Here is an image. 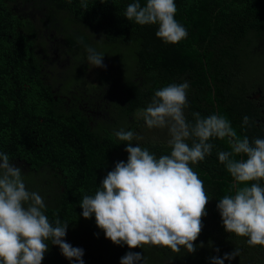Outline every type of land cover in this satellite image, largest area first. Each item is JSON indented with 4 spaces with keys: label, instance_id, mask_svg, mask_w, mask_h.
<instances>
[{
    "label": "trees",
    "instance_id": "trees-1",
    "mask_svg": "<svg viewBox=\"0 0 264 264\" xmlns=\"http://www.w3.org/2000/svg\"><path fill=\"white\" fill-rule=\"evenodd\" d=\"M84 2L87 10L82 8V0H0V96L9 105L1 118L25 120L29 115L42 134L32 144L33 158L27 159L35 169L22 170L26 188L44 198L45 214L54 226L57 218L69 222L63 239L84 250V264H120L129 251L142 253L146 264H211L210 257L222 258L235 248L240 249L239 256L225 259L224 264H264V246H250L246 237L227 233L216 207L223 196L234 195L230 190L233 178L217 155L231 151L227 138L210 140L212 153L190 165L210 198L194 253L183 248L177 253L163 246L130 249L126 244L116 245L105 238L94 216L85 219L81 215L79 206L84 195H94L115 162H127V142L114 135L120 128L143 137L132 141L133 146L138 143L157 157L170 154L167 129H149L139 114L154 92L170 83H189L185 109L189 121L194 122L193 112L202 116L218 113L241 138L264 139V128L256 127L252 107H243L244 87L263 64L255 61L251 50L260 31L257 24L264 19V0H175V19L188 32L178 43L158 38V25L129 21L124 13L134 0ZM145 2L140 0L142 6ZM24 11L32 14L24 18ZM36 12L33 21L30 16ZM49 33L64 36L65 44L55 47L68 55L69 63L59 76L56 70L52 85L61 94L67 93L69 100L49 92L40 81L39 68L36 81L15 70L21 58L32 55L25 54V45L40 52ZM78 37L83 43L77 42ZM84 45L105 54L107 67H93L92 76ZM26 85L32 89L29 101L21 90ZM85 106L93 109L91 115L86 116ZM246 116L247 125L243 123ZM235 158L246 159L242 155ZM260 183L264 186V180ZM46 243L49 250L42 264H73L59 246L50 240Z\"/></svg>",
    "mask_w": 264,
    "mask_h": 264
},
{
    "label": "clouds",
    "instance_id": "clouds-1",
    "mask_svg": "<svg viewBox=\"0 0 264 264\" xmlns=\"http://www.w3.org/2000/svg\"><path fill=\"white\" fill-rule=\"evenodd\" d=\"M82 8L88 9L84 0ZM176 12L175 0H146L143 6L140 0H134L124 16L138 25H158V38L164 43H178L187 38L188 32L175 19ZM77 42L83 43V38L78 37ZM84 47L92 67H107L103 63L105 54ZM189 87L187 81L170 83L156 90L151 102L139 110L149 129H167L170 154L157 157L138 143L133 146L132 141L143 139L135 132L124 128L115 131L120 141L127 142V162H115L94 195L82 197L81 215L85 219L94 216L105 238L116 245L126 244L130 249L163 246L177 253L183 248L194 253V241L204 227L202 218L207 215L210 198L190 165L212 153L210 140L227 138L231 151L217 155L233 178L230 190L234 195L218 200L222 225L227 233L246 237L250 246H264V186L260 183L264 180V139L241 138L230 121L218 113L202 116L193 112L194 122L189 121L185 115ZM248 121L247 116L243 118L245 125ZM241 155L246 159L235 158ZM45 209L44 198L26 188L21 166L0 152V264H42L49 240L73 264H84V250L63 239L69 222L57 218L54 226ZM239 254L240 249L235 248L222 258L210 257L211 264H224L225 259L232 260ZM141 262L146 264L140 252L129 251L120 258V264Z\"/></svg>",
    "mask_w": 264,
    "mask_h": 264
},
{
    "label": "flooded vegetation",
    "instance_id": "flooded-vegetation-1",
    "mask_svg": "<svg viewBox=\"0 0 264 264\" xmlns=\"http://www.w3.org/2000/svg\"><path fill=\"white\" fill-rule=\"evenodd\" d=\"M19 11L21 13L23 10L19 9ZM31 14L30 11H24L23 16L24 18H27ZM36 16L37 12L34 13L33 16H30V18L35 21ZM257 25L260 31H257L254 37L256 44H254V48L251 50V55L255 58V61L260 60L263 64L261 68L256 71L254 80L244 87L243 107H245L246 104L250 105L253 109L256 127L264 128V19L262 20V24L259 21ZM44 32H46V29ZM63 40V33L60 38L53 37V34L49 33V37H45L46 42H44V48L39 49L40 52L36 50L30 51V45H25L27 49L25 54L32 53V55H26L28 57L21 58V63L15 68V70L24 74L27 80L36 81L38 80L39 68L40 81L47 84L46 88H48L49 92L56 98V95H58L63 97L64 100H69L67 93L61 94L60 90L58 88H53L52 85L55 73L58 71L57 74L59 76V71L62 72L63 69H66L69 63L68 55L60 51V47H55V45L58 46L59 44H65ZM22 48H24L23 45L21 49ZM17 74L19 77L20 74ZM17 88L19 89L20 87ZM21 90L29 101L32 98V92L28 91H31L32 89L26 85L23 86ZM0 92L2 93V91ZM18 99L21 101L20 96H18ZM4 102L3 96H0V152L7 153L13 160V163L17 166H21L22 170H31L33 166L31 165V162L27 161V159H30V157L33 158L31 151L32 144L36 145L35 141L41 140L42 134L36 129L38 125L36 126L34 119L30 118L29 115L25 120L2 119L1 117L5 113V110L9 111V105ZM17 105H22V103L19 102ZM85 111L86 116L93 113V109H88L86 106Z\"/></svg>",
    "mask_w": 264,
    "mask_h": 264
},
{
    "label": "rangeland",
    "instance_id": "rangeland-1",
    "mask_svg": "<svg viewBox=\"0 0 264 264\" xmlns=\"http://www.w3.org/2000/svg\"><path fill=\"white\" fill-rule=\"evenodd\" d=\"M92 72H93V67L92 66H90V69H89V74L92 76ZM89 78H91V77H89Z\"/></svg>",
    "mask_w": 264,
    "mask_h": 264
}]
</instances>
